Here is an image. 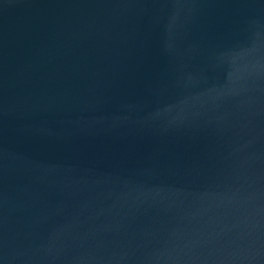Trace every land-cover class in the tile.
Instances as JSON below:
<instances>
[{
    "label": "water",
    "instance_id": "obj_1",
    "mask_svg": "<svg viewBox=\"0 0 264 264\" xmlns=\"http://www.w3.org/2000/svg\"><path fill=\"white\" fill-rule=\"evenodd\" d=\"M0 264H264V0H0Z\"/></svg>",
    "mask_w": 264,
    "mask_h": 264
}]
</instances>
